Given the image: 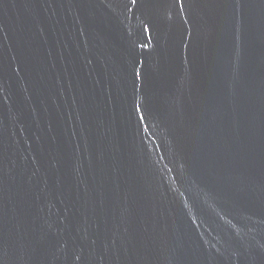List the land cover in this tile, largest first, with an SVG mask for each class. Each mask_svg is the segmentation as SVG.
I'll return each mask as SVG.
<instances>
[{
  "label": "water",
  "instance_id": "95a60500",
  "mask_svg": "<svg viewBox=\"0 0 264 264\" xmlns=\"http://www.w3.org/2000/svg\"><path fill=\"white\" fill-rule=\"evenodd\" d=\"M0 264H264V0H0Z\"/></svg>",
  "mask_w": 264,
  "mask_h": 264
}]
</instances>
